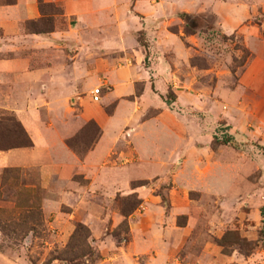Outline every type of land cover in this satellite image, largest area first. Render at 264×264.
I'll list each match as a JSON object with an SVG mask.
<instances>
[{"label":"rangeland","instance_id":"374dc122","mask_svg":"<svg viewBox=\"0 0 264 264\" xmlns=\"http://www.w3.org/2000/svg\"><path fill=\"white\" fill-rule=\"evenodd\" d=\"M215 1L206 0L196 13H163L162 20L150 8L136 11L135 0H127L125 8L116 2L106 11L103 33L101 26L86 30L84 19L66 12L58 0H0V60L13 58L18 66L29 57L38 68L69 62L64 52H73L80 73L99 58L103 45L118 46L119 40L126 47L106 55L139 75L133 94L117 107L116 101L106 105L118 127L129 118L106 162L121 172L106 168L111 178L82 192L94 214L104 215L101 223L88 219L102 233L92 235L81 209L54 201L40 185L37 166L0 161V264H97L104 233L121 247L120 256L106 264H264V74H246L254 52L243 35L247 26L258 27L264 39V0H218L224 7L244 4L249 14L246 27L228 33L221 29ZM52 33L65 38L50 41L46 36ZM156 72L169 84L162 93ZM62 75L68 77L60 70L49 78ZM99 85L89 83V90L77 89L61 102L54 82L0 81V145L23 142V132L32 141V127L51 124L68 129L65 143L85 150L101 130L79 121L81 97ZM24 99L33 104L23 105ZM74 181L88 184L81 176ZM137 181L144 185L133 187ZM152 196L158 211L148 230L157 232L158 241L147 237V252L132 254L131 224L142 216L145 197ZM135 197L141 203L130 210ZM46 199L53 202L45 204ZM72 211V228H62L55 216ZM78 222L90 235L86 244L74 246Z\"/></svg>","mask_w":264,"mask_h":264},{"label":"crops","instance_id":"0c3cea01","mask_svg":"<svg viewBox=\"0 0 264 264\" xmlns=\"http://www.w3.org/2000/svg\"><path fill=\"white\" fill-rule=\"evenodd\" d=\"M58 1L62 2L66 12H69L70 10L81 20L84 19L85 23L83 24L85 25L86 30H89L90 27L99 28V26H101L103 27V33H106V11L115 8L114 3L116 2H123L122 8H125L127 2V0ZM150 1L152 0H135L133 3L134 9L136 11H141L146 7L150 8L152 11L156 12L155 16L160 20H162L163 13H196L204 8L206 4V0H182L179 3L176 0H153L156 1L155 5H151ZM215 2V13L220 21L222 31L228 33L237 30L238 28L243 29V27H246L243 23L248 19L249 14L244 4H230L229 6L224 7L222 4H219L220 1L217 0ZM115 14L114 18L118 22V25L122 26L119 22L121 19L117 10L115 11ZM119 29L121 30V28ZM243 32L247 46L254 52V58L249 63L246 74H264V39L260 37L258 27L253 28L252 26H247ZM46 37L50 41H57V39L65 38L63 35L57 33H52ZM116 43L118 46L112 47L111 44L107 46L106 44L103 45V50L99 51V58L95 59V57H93L90 62H86L80 73H76L74 69L77 66L75 61L77 53L73 52H64L65 57L68 55L69 62L50 63L51 65L45 63L44 66L38 68H34V66L31 65L29 57H22V59L18 60L20 63L18 66H16V59L6 58L0 60V81H6V84L8 85L12 80L15 81L16 79L23 83H28V85L32 82L34 83L35 81H38V79L41 80V83L42 81L45 83L54 82L58 84V88L61 89L60 97L63 99H60L61 102L64 101L65 97H71L77 89L89 90V83L100 84L101 94L98 101H93L89 94L81 97L82 110L79 121L86 122L93 120L101 130L98 139L83 157L78 156L65 143L64 138L66 137V134L69 133L68 129L63 132L54 129L51 124L41 125L39 126L40 128H36L37 126L32 127V147L13 148L6 151H0V161L3 162L2 164L4 165L17 164L21 166H37L40 185L54 196V201L59 202V204L73 205L74 207L81 209L83 211L82 221L90 225L91 223L88 219L92 220L93 217H95L100 220L101 223L104 221V215L101 211H99L98 214H94V208H89L88 198L84 197L82 192H85L89 185L93 187L96 184H105L106 178L109 177H107L108 173L106 172V168H109L108 170L112 173L121 172L119 170L117 171L115 167L106 166V162L118 140L120 126L129 122V118L125 117L124 123L118 127V122L116 123L113 119V113L108 114L106 112V105L116 101L117 107L125 101V97L133 94L134 83L139 76L131 68L128 69L126 67L118 66L113 55H106V52H112L113 50L119 51L126 47V45L119 40ZM108 46H111L112 48L106 49ZM106 57L109 59H106ZM21 65L22 67H20ZM60 70L61 73L68 75V77L65 78L62 75V77L58 79L49 78L50 73H55ZM154 74L156 76L155 82L159 86L156 88L162 93L168 88L169 84L165 82L164 75H160L157 72ZM15 75L18 76L16 77ZM148 82H146V84H148ZM146 89L147 85L145 87V90ZM22 103H24L23 105H28L33 104V101H31V99H28V101L24 99V102ZM24 126L26 127V130L29 131L30 128L28 129L27 124ZM97 159L99 160L95 163ZM75 176H78V178L81 176L83 179H87L88 184L86 187L81 185V183L74 181ZM53 199H46L45 204H47V201L53 202ZM156 200L155 196L145 197L144 204L146 205V208L141 214L142 216L140 219L136 220L137 226L136 224H131L130 230L132 233V241L128 249L133 251L132 254H134V251L137 249H141L142 253L147 252L145 248L148 238H150L152 242L154 241L157 243L158 241L154 237L158 236L157 232L155 230H150L149 232L148 230V222L153 220L154 211H158L157 209H154ZM74 212H61L60 215L55 216V220H57V222L63 221L62 228L69 226L72 228V219L75 217ZM90 229L95 238H98L99 234L102 233L99 230H96L92 225ZM104 234L105 236L100 237V244H97L101 256L97 264L109 263L110 260L114 258L117 259L118 256H120L118 250L121 247L115 246L113 241L106 236V233ZM147 234H150V236H147ZM152 242L150 244H152ZM107 248H114L117 252L114 251L112 254H109ZM152 258L156 259L155 256ZM160 263L161 262L156 261V264Z\"/></svg>","mask_w":264,"mask_h":264},{"label":"trees","instance_id":"16d2710c","mask_svg":"<svg viewBox=\"0 0 264 264\" xmlns=\"http://www.w3.org/2000/svg\"><path fill=\"white\" fill-rule=\"evenodd\" d=\"M184 16H186V14L184 13L183 14ZM38 32H42V30L40 31H38ZM90 122L92 121L93 123H94V121L93 120H89ZM23 134H24V138H25V140L23 141V142H20V143H18V144H13V145H0V149H8V148H13V147H21V146H23V147H29V146H32V141H31V139L28 137V135H27V133L26 132H23ZM96 140H97V138H96ZM95 140V141H96ZM224 141H228V139H225ZM66 143H67V145L77 154V155H79L80 157H82V156H84L85 155V153L90 149V148H92V146H93V142H91L87 147H86V149L85 150H82V151H80L79 149H77V148H75V147H73V145L70 143V141H68V140H66ZM222 143H225V142H222ZM140 185H144V182L143 181H137V182H132V186L133 187H136V186H140ZM141 203V200L140 199H136V197H135V202L133 203V205H132V207H131V209L130 210H135L136 208H137V205L138 204H140ZM129 211H127V213H124V215L126 216V215H128V214H130V212L128 213ZM82 231H85V234L84 233H81ZM87 232V233H86ZM83 235V238L81 239V236ZM89 235H90V233H89V230H88V228L85 226V225H83L82 223H80V222H78L77 224H76V227H75V230H74V232H73V234L71 235V239H72V244L75 246H77V245H80L81 243H87V238L89 237ZM91 247L89 246V249H90ZM54 259H56V257H54ZM64 259H67V258H64Z\"/></svg>","mask_w":264,"mask_h":264},{"label":"built area","instance_id":"2783aa9c","mask_svg":"<svg viewBox=\"0 0 264 264\" xmlns=\"http://www.w3.org/2000/svg\"><path fill=\"white\" fill-rule=\"evenodd\" d=\"M101 87H95L91 90V97L93 101H98L100 98Z\"/></svg>","mask_w":264,"mask_h":264}]
</instances>
